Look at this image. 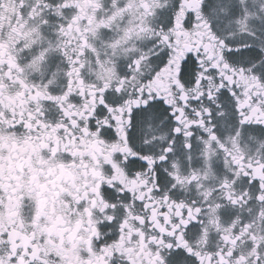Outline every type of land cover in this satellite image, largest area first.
<instances>
[{"label": "snow or ice", "instance_id": "snow-or-ice-1", "mask_svg": "<svg viewBox=\"0 0 264 264\" xmlns=\"http://www.w3.org/2000/svg\"><path fill=\"white\" fill-rule=\"evenodd\" d=\"M0 264H264V0H0Z\"/></svg>", "mask_w": 264, "mask_h": 264}]
</instances>
